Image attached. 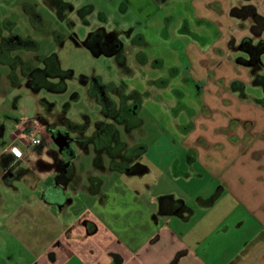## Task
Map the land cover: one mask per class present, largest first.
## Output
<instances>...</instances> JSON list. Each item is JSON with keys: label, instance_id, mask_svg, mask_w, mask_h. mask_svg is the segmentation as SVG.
Here are the masks:
<instances>
[{"label": "rangeland", "instance_id": "rangeland-1", "mask_svg": "<svg viewBox=\"0 0 264 264\" xmlns=\"http://www.w3.org/2000/svg\"><path fill=\"white\" fill-rule=\"evenodd\" d=\"M64 1L73 9L59 13L44 6L43 0H0L1 28L6 26L2 22L6 20L13 24L12 32L23 38L26 43L24 45L30 41L38 44L36 53L20 50L11 56L19 55L25 60L33 59L35 55H55L60 69L72 72V77L64 82V92L53 93L40 89L35 93V90L25 86V79L18 70L16 79L19 84L16 86L7 76L10 68L0 66V126L4 127L0 136V153L10 144L15 133L32 127L38 129L42 136V142L38 146L41 147L35 149L40 151L44 147H50L59 156L60 153L56 151L57 147L42 119L52 123L63 116L73 125H81L85 122L83 117L87 116L89 124L84 134L71 131L74 141L63 149L71 157L73 150H78L77 139L91 136L94 124L103 120L100 106L89 99L87 87L84 85L85 80L97 78L102 82L103 90L108 91L112 98L120 91L121 83H125L128 90L135 88L141 93H148L137 111L141 126L130 132L117 127L119 138L127 147L136 149L142 146L147 149L140 162L151 172L134 178L138 186L142 178L143 183L151 185L154 194L167 186L166 189H170L169 194L174 193L187 201L194 200L196 196H192V192L195 189L201 192L199 194L214 190L216 184L211 187L213 181L200 167L203 166L200 162L195 164L194 169L204 178L193 177L191 182L183 176L174 180L172 170L176 166L182 172H188L185 143L196 142L201 132H206L212 138V123L220 121L227 110L223 107L222 100H231L233 109L236 106L238 100L234 97L239 94L230 93L228 83L232 80L246 81V94L250 97L261 91L251 85L248 69L236 63V58L245 57L237 47L244 37L251 36L250 27L253 21L251 18L233 17L231 10L252 4L256 12L264 17V0ZM127 2L128 6L123 8V3ZM97 28L115 34L123 43L131 76L121 72L114 58L94 53L85 46L87 34ZM6 35L8 32L2 30V36ZM135 38H141V46L132 42ZM262 38L264 39V32ZM139 52L146 57L145 66L135 61ZM184 57L187 58L184 60ZM154 61L162 64L153 67L150 63ZM156 80L162 82L156 83ZM197 88L202 89L200 95H197ZM124 92L126 94V90ZM202 103L215 110L212 117L207 118L201 112ZM48 109L57 113V118L49 116ZM192 109L197 113L194 120L196 127L193 132L183 134L181 129L187 124ZM62 111L66 113L61 114ZM56 126L63 128L64 125L57 122ZM86 147H91L89 153L75 157L74 163L79 168L92 164L93 147L91 144ZM26 155L27 153L16 164L17 169L27 170V163H35L33 156ZM47 158L45 156L43 160L50 162ZM103 160L108 163L106 156ZM28 175L30 181H36L32 174ZM156 178L160 179L159 186L154 185ZM12 184L18 191L21 190L22 197L29 195V188L22 179L15 178ZM146 197L149 198V194ZM243 215L231 195H226L213 209L197 212L194 216V232L203 234L209 230L207 226L203 229L206 221L207 224L209 221L219 222L222 226L230 221L231 225H236ZM255 227L254 222L248 220L242 227L225 234H216V229L212 228L206 243H203L210 244L207 255L214 260L222 257L232 259L242 249L245 242L242 240L254 234ZM195 246L197 250L201 249L202 241Z\"/></svg>", "mask_w": 264, "mask_h": 264}, {"label": "crops", "instance_id": "crops-1", "mask_svg": "<svg viewBox=\"0 0 264 264\" xmlns=\"http://www.w3.org/2000/svg\"><path fill=\"white\" fill-rule=\"evenodd\" d=\"M144 58L143 63H137L145 66ZM263 72L262 58L259 74L264 76ZM248 74L251 85L261 91L250 97L246 81L228 83L230 93L239 94L234 97L236 106L233 109L232 101L223 99L227 110L220 121L212 123V138L201 132L196 142L185 143L188 172L173 167L174 180L183 176L191 182L193 177L204 178L194 169L200 162L213 181L211 187L216 184L206 194L195 189L193 201L169 194L167 186L154 194L142 178L140 186L136 184L135 177L151 172L140 162L147 149L138 161L146 167L142 174L110 170L104 160L97 167L94 151L91 166L77 167L75 157L89 153L91 147L78 146L71 157L60 153L59 159L67 156L70 160L63 169H36L28 163L27 170L17 169V165L1 163L0 153V264H264V90L252 83L250 71ZM234 82L241 88L234 90ZM196 92L200 95L202 89ZM201 112L210 118L215 110L202 103ZM196 116L192 109L181 129L183 134L194 131ZM50 153V147H44L26 156L50 164ZM45 156L50 162L43 160ZM8 170L25 181L29 195L22 197L21 190L13 186L14 176L3 178ZM28 174L36 181H30ZM154 185L159 186L160 179H154ZM229 194L244 213L243 218L236 225L206 221L203 229L207 226L209 230L194 232L197 212L213 209ZM248 220L256 226L254 236L242 240L245 242L235 257L214 260L207 255L210 244L203 243L213 229L216 234H225ZM199 241L203 246L197 250Z\"/></svg>", "mask_w": 264, "mask_h": 264}, {"label": "trees", "instance_id": "trees-1", "mask_svg": "<svg viewBox=\"0 0 264 264\" xmlns=\"http://www.w3.org/2000/svg\"><path fill=\"white\" fill-rule=\"evenodd\" d=\"M231 15L239 19L251 18L253 24L250 27L251 37H244L237 50L242 53L245 57L236 58V63L241 66L248 68L252 77V83L260 86L264 90V76L260 75L259 72L262 68V58H264V39L260 38L264 32V17L256 12L255 7L252 4H247L242 7L233 8ZM4 28H1L0 24V37L2 30H6L12 35L9 37L6 35L4 40H0V66H8L10 68L7 76L11 80L13 85H18V76L16 70L22 78L25 79V84L29 88L44 89L48 92L61 93L66 89L65 80L72 77L71 71H64L60 69L58 59L55 55L51 56H40L35 55L33 59H22L19 55L12 57L11 55L17 51H25L36 53L38 51V44L34 41H30L29 44L23 42V38L16 34V38L12 32V23L3 20ZM86 44V45H85ZM85 46L94 53L97 50L92 48V45L85 39ZM139 61L143 63L145 60L139 58ZM36 63V64H35ZM175 70V69H173ZM232 88H241V84L234 82L231 84ZM133 94H138L134 92ZM140 95V94H139ZM147 95V93H146ZM68 107L65 108L67 110ZM139 106L136 108L138 111ZM106 117V116H105ZM110 115L106 117L107 121L96 123L97 127H101L104 137L97 140V134L93 133L88 137H80L77 142L80 148L85 149L88 144H91L95 154L94 164L99 167L103 163V158L106 156L109 163L110 170L125 172L129 171L134 174H142L146 171V167L139 163L141 154L146 150L145 147L139 146L136 149L127 147L119 138V133L114 125L110 121ZM74 133L84 134L85 126L70 124ZM135 125L126 127L127 129L133 128ZM4 127L0 126V136L3 134ZM41 147V146H40ZM38 147V148H40ZM14 159L11 155L3 154L1 163H7V159Z\"/></svg>", "mask_w": 264, "mask_h": 264}, {"label": "flooded vegetation", "instance_id": "flooded-vegetation-1", "mask_svg": "<svg viewBox=\"0 0 264 264\" xmlns=\"http://www.w3.org/2000/svg\"><path fill=\"white\" fill-rule=\"evenodd\" d=\"M43 5L50 7L51 9H53L59 13H63V11H65L66 9H70V10L73 9V7L69 3H66L64 0H43ZM123 5H124L123 8H126V5L128 6V2L123 3ZM25 8L27 9V7H25ZM29 9H31V6H29ZM36 17H38V15H36ZM9 32H11V31H9ZM9 32L7 35L8 37H9V35H12ZM13 34H14V37L16 38V33H13ZM128 36L130 37L131 35L128 34ZM8 37L2 36V34H1L0 40H4L5 38H8ZM85 39L88 40V43L90 45H92V48L94 50H97L98 54H102L106 57L114 58L115 61L117 62L119 69L121 70V72L126 74V75L131 76L132 72L129 69V67L127 66V61H126V57H125V51H124L123 43H121L118 40V38H116L115 34L106 33V31H104V29L97 28V29L91 31L90 33H88L87 36L85 37ZM140 39L141 38H135V40H132V42L134 41L135 45L141 46L142 42ZM60 42H62V41H60ZM134 43H133V45H134ZM139 58L145 59L144 55L141 54L140 52L138 54H136V60L135 61L138 62ZM158 64L161 65L160 63H158ZM150 65L156 66L157 61H154V63H150ZM160 81L162 82V80H156L155 82L158 83ZM84 83H85L84 84L85 87H87V92H88L87 95H88L89 99L95 101L101 108L100 116L103 120L98 121V122L103 123V122L107 121L106 117H108V115H110L111 120L109 122L112 123L116 129L118 127V128L124 129L125 132H130L133 128L141 126V124H142L141 120L137 119L136 108L138 106H139V108L141 107L143 98L145 96H148L147 92L139 93L134 88H131L130 90H128L126 88L127 85L125 83H121L120 84V91H117L114 94V98H115L114 99L109 95L108 91L103 90V84L97 78H91L90 80L89 79L85 80ZM25 86L27 87V84H25ZM33 90H35V91L40 90V88H36ZM125 90H126V94L124 92ZM134 92H137L138 94H133ZM146 93H147V95H146ZM65 113H66V111H62L61 114H65ZM47 114L49 116H52L55 118H57V116H58L57 113H52V112H50L49 109H48ZM62 118H64V117L62 116V117L58 118L57 122L63 123V125H64L63 128H59L58 126H56L57 125L56 121H53L52 123H48L45 120L43 121V119H42V122H44V126L46 127V130H47V132L51 138L53 137L54 139H60L62 137H65L67 139V144L70 146L74 141L70 135V132L71 131L74 132V131L71 128V125H70L71 122L67 118L66 119L65 118L62 119ZM83 119L85 122L82 123L81 126H85L87 128V126L89 124V118L87 116H84ZM98 122H96V123H98ZM96 123L94 124V132L93 133L97 134V140H99V139H102V137H104V133L102 132L101 127L96 126ZM130 125H135V127L127 129L126 127H129ZM84 130H86V129H84ZM117 131H118V129H117ZM61 145H62V147H61L62 151L61 152L59 151V148L57 147V145H56V147H57L56 151L59 153L66 154V152H65L66 150H63L67 146L66 143H61ZM50 154L52 156V161H51L52 163H50V164L44 163L41 160H39V158H38L35 163L31 164L32 167H34L36 169L41 168V167H55V168L63 169L70 162V160L66 158L67 156H65L61 160L53 151H51ZM37 156H39L38 153H37ZM18 161L19 160H15V159H11V158L7 159V163H9L11 166H15L18 163ZM13 176H14V178H16V175L13 174L10 170H8L4 173L3 178H5V180H9L10 178H13Z\"/></svg>", "mask_w": 264, "mask_h": 264}, {"label": "built area", "instance_id": "built-area-1", "mask_svg": "<svg viewBox=\"0 0 264 264\" xmlns=\"http://www.w3.org/2000/svg\"><path fill=\"white\" fill-rule=\"evenodd\" d=\"M41 142L42 136L39 130L30 127L15 133L10 144L4 147L2 153L11 155L15 160H20L24 154L33 152Z\"/></svg>", "mask_w": 264, "mask_h": 264}, {"label": "water", "instance_id": "water-1", "mask_svg": "<svg viewBox=\"0 0 264 264\" xmlns=\"http://www.w3.org/2000/svg\"><path fill=\"white\" fill-rule=\"evenodd\" d=\"M39 90H36L35 91V93H37ZM52 139H53V141H54V143L57 145V147L59 148V151L61 152L62 150V145H61V143H66V145H68L67 144V139L65 138V137H62V138H60V139H54L53 137H52ZM61 142V143H60Z\"/></svg>", "mask_w": 264, "mask_h": 264}]
</instances>
